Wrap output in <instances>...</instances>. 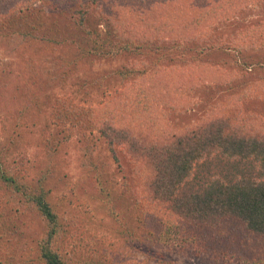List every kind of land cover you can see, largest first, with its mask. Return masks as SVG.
Returning <instances> with one entry per match:
<instances>
[{"label":"trees","instance_id":"16d2710c","mask_svg":"<svg viewBox=\"0 0 264 264\" xmlns=\"http://www.w3.org/2000/svg\"><path fill=\"white\" fill-rule=\"evenodd\" d=\"M80 1L0 0V54L18 61L13 70L0 64V115L12 117L9 134L0 142V264H164L165 258L180 257L218 264L228 255L232 264H264V121L235 124L233 113H225L240 100L237 96L229 99L230 107L220 103L194 123L170 120L171 110H187L197 91L236 80L234 70L202 58L165 64L138 57L135 66L112 72L127 89L116 101L109 95L97 107L83 103L84 98L77 101L79 94L59 98L52 106L56 131L40 125L49 103L40 84L29 80L49 63L55 69V76L48 70L49 80L65 81L69 72L78 79L89 63L184 47L180 41L205 49L213 26L264 0H142L140 6L127 0L116 6L117 22L122 21L116 35L90 26V9ZM46 4L52 7L46 10ZM253 37L238 34L229 44L250 49L258 42ZM88 94L93 90L83 95ZM68 125L79 129L83 171L93 174L107 213L121 226L120 218L126 220L115 207L118 190L100 168L95 133L127 172V230L121 237L127 256L68 257L61 250L67 230L56 195L58 157L71 135L58 132ZM27 145L41 154L33 158L37 170L15 172L5 166L14 148ZM32 216L43 221L44 232L36 256L18 260L12 250L20 232L17 221Z\"/></svg>","mask_w":264,"mask_h":264},{"label":"rangeland","instance_id":"374dc122","mask_svg":"<svg viewBox=\"0 0 264 264\" xmlns=\"http://www.w3.org/2000/svg\"><path fill=\"white\" fill-rule=\"evenodd\" d=\"M131 1L134 6H140V3H142V0ZM143 1L151 3L153 1L169 2L173 0ZM106 2L107 0L80 1L85 8L90 9V26L96 27L102 34L111 33L116 35V26L122 22H117L121 16H119L116 6L126 4L127 0H112L109 5ZM38 6H40V2ZM44 7L48 10L52 6L46 4ZM262 28H264V1L247 4L234 17L220 21L213 26L211 33L206 37L205 49H196L194 41L191 40L180 41L185 45L184 47H175L165 52L153 49V53H148L144 56L131 57L124 55L113 60H99L93 64L89 63L87 71H78V79L69 75V72L66 75L67 79L65 81L62 79L50 81L49 78L55 76L54 67L50 63L49 66L41 65L38 75H42V78H39L36 74L32 79H29L40 84V91L43 93V97H46L45 101L49 103L45 105V110L48 111L47 113L45 111L44 115H42L40 125H47L53 131L57 130L58 125L53 124L54 111L52 106H55L54 103L59 98L79 94V97L76 98L77 101L80 102L82 100L80 98H84L83 103L96 105L97 107L98 105H102L109 98V95L110 100L116 101V98L121 95L120 93H123L127 89H125L126 84L121 79L116 78L112 72L116 69L126 68L128 65L135 66L138 57L143 58L146 62H166L165 64L175 62L185 63L193 61L195 58H202L207 62L219 65L220 68L228 71L234 70L237 73V79L229 84H214L194 93L193 103L187 110H171L170 120L173 123L178 125L194 123L207 112L213 111L220 103H224V106L230 107L229 99L233 100L235 96L239 97L240 100L232 104L225 113H233L235 124L246 125V120L249 121V119L264 121V29L260 30ZM238 34L253 35V38L258 41L256 46L241 50L232 47L229 41L237 37ZM77 38L82 40L84 37L79 35ZM0 64H7L8 66L11 64V69L13 70L15 67L17 68L18 61L5 57L1 52ZM48 70H50L53 76H49L50 72ZM31 72L35 74V69L30 70ZM84 77H88V79ZM99 77H102V80L95 82L94 80ZM90 79H93V81ZM33 86H36V83ZM85 90H93V94L85 96L83 95ZM246 92H249L247 96L245 95ZM252 93H255V95ZM113 102L112 104L116 106ZM123 106L127 108L126 104H122V108ZM128 111L131 112V108ZM11 120V115H0V142H4L9 134ZM62 128L65 132H58L60 137L68 134L71 135L66 139L67 143L58 157L59 166L57 174H60L61 177H59L60 180H57L59 190L56 192V195L62 200V212L65 215L62 224L64 229L67 230L64 239L60 240L62 252L68 257H74L75 254L84 257H101L106 255V253H113L114 257H117L119 254L127 256V243L124 245L122 242L124 239L121 238L124 237L122 232L127 230V172L119 167L118 163L112 158V153L104 139L96 136L97 133H95L93 136L98 140L96 142L95 154L100 156V168L113 177L114 188L118 190L116 194L119 197V205L115 207L117 208V212L120 210L123 213L122 217L124 216L126 220L122 221V218H120L121 226L120 224H115L112 216H109L107 213L106 205H104L102 199L103 196L93 185V174L87 175L81 167V150L79 146L80 142H78L80 138L79 129L69 125ZM83 141L86 143L89 139L85 138ZM14 151V155H9L8 159L4 162L5 166L12 171L31 170L32 172L40 167L37 163L39 167L34 166L32 168L35 155H41L32 145L16 147ZM125 163L127 164L126 161H124ZM133 224L138 230L140 229L138 222H133ZM17 225L20 232L16 233L12 248L16 258L22 260L27 255L34 258L36 256L37 241L42 237V233L44 232L43 221L39 216H32L31 218L18 220ZM110 228L113 233L110 231ZM227 258L231 259V256H226L218 264H232L233 259L227 261ZM164 262V264H210L205 261L182 257H180L179 261L174 260V262L165 258ZM146 264H154V262L150 261Z\"/></svg>","mask_w":264,"mask_h":264}]
</instances>
